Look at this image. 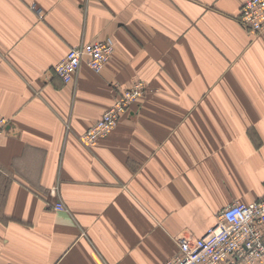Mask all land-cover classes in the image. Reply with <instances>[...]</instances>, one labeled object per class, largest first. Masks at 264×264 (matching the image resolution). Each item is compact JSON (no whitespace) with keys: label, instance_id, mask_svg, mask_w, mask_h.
Wrapping results in <instances>:
<instances>
[{"label":"crops","instance_id":"1","mask_svg":"<svg viewBox=\"0 0 264 264\" xmlns=\"http://www.w3.org/2000/svg\"><path fill=\"white\" fill-rule=\"evenodd\" d=\"M245 1L0 0V264H166L179 235L264 196V32ZM108 39L101 71H54ZM139 79L141 102L84 145Z\"/></svg>","mask_w":264,"mask_h":264},{"label":"built area","instance_id":"2","mask_svg":"<svg viewBox=\"0 0 264 264\" xmlns=\"http://www.w3.org/2000/svg\"><path fill=\"white\" fill-rule=\"evenodd\" d=\"M240 19L253 32L264 31V0H246L240 8ZM114 41L97 40L74 46L54 65V71L65 81L75 78L81 64L101 71L111 57ZM123 94V93H122ZM143 94V85L133 83L103 115L80 136L87 147L108 135L118 124L128 105ZM9 120L0 111V138ZM56 209L64 210L59 201ZM179 251L166 264H261L264 261V196L252 201H235L222 208L216 225L200 237L179 235Z\"/></svg>","mask_w":264,"mask_h":264},{"label":"rangeland","instance_id":"3","mask_svg":"<svg viewBox=\"0 0 264 264\" xmlns=\"http://www.w3.org/2000/svg\"><path fill=\"white\" fill-rule=\"evenodd\" d=\"M239 17H240V16H239ZM248 29H249V28H248ZM250 31H251V30H250ZM251 32H253V31H251ZM263 32H264V31H263ZM254 33H259V34H260V33H262V32H254ZM114 46H115V45H114ZM73 47H74V46H73ZM104 66H105V65H104ZM103 68H104V67H103ZM103 68H102V69H103ZM134 83H135V84H136V83H141V84L143 85V94H142L141 98H139L138 100H136V101L130 103V104L128 105V107L125 108L124 112H123V113L119 116V118H118V119H119V120H118V123H119L120 119L123 117V115L125 114V112L127 111V109H128L132 104H134V103H138V102H141V100H142V99L145 97V95L147 94V87H148V86H147L145 80H143V79H139V80H136V82H134ZM132 85H133V84H132ZM132 85H131V86H132ZM131 86H129L128 88H130ZM128 88H127V89H128ZM125 91H126V90H125ZM125 91H123L122 93L124 94ZM122 93L120 94L121 96L123 95ZM120 95H119V96H120ZM121 96H120V97H121ZM117 99H118V98H117ZM117 99H116V100H117ZM116 100H115V101H116ZM106 110H107V109H106ZM106 110H105V111H106ZM102 115H103V114H102ZM97 120H98V119H97ZM97 120H96V121H97ZM96 121H95V122H96ZM117 125H118V124H117ZM91 126H92V125H91ZM87 130H88V129H87ZM87 130H86V131H87ZM86 131H85V132H86Z\"/></svg>","mask_w":264,"mask_h":264}]
</instances>
